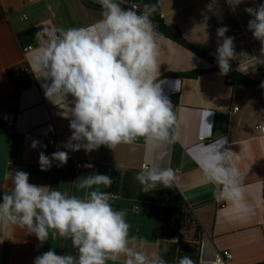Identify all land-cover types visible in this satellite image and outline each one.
Listing matches in <instances>:
<instances>
[{
  "label": "crops",
  "instance_id": "1",
  "mask_svg": "<svg viewBox=\"0 0 264 264\" xmlns=\"http://www.w3.org/2000/svg\"><path fill=\"white\" fill-rule=\"evenodd\" d=\"M133 1L137 0H122V7ZM159 2L165 21L177 25L191 43L214 58L220 39L217 29L226 26L237 54L230 68L264 80L261 43L248 30L252 17L245 12L264 0H243L235 9L227 0H215L212 10L207 7L212 0ZM100 15L98 0H0V113L17 117L16 127L0 128V198L11 191L10 173L14 176L16 171L28 173L31 184L78 196L85 194L76 189L79 178L105 174L113 180L104 189L113 207L126 212L130 247L158 252L167 264H178L186 255L195 264H264V133L256 128L264 124L261 84L231 85L211 62L161 36L158 79L176 117L174 139L153 145L139 138L133 145L113 150L102 145L90 153L63 147L71 136L69 120L44 95L42 73L34 65L36 34L44 26H88ZM29 46L34 49L25 53ZM192 71L200 74L175 76ZM235 107L239 110L234 111ZM200 137L211 142L202 143ZM33 140L40 142L35 149ZM58 150L68 151L67 164L58 166L54 161L49 170L41 171L39 154L50 156ZM225 151L232 152L244 177V202L252 210L248 216L240 215L229 202H216L213 191L219 185L200 166L210 155ZM160 152L166 153L163 160L156 159ZM79 162L92 163L97 169L78 168ZM151 164L175 170L171 188L158 185L154 191H142L135 177ZM176 235H180L178 243L173 241ZM53 248L58 255L76 253L68 239H49L41 245L26 229L0 226V264H33L35 257ZM222 250L231 251L233 258L216 262L214 255ZM123 261L121 257L108 264Z\"/></svg>",
  "mask_w": 264,
  "mask_h": 264
},
{
  "label": "clouds",
  "instance_id": "2",
  "mask_svg": "<svg viewBox=\"0 0 264 264\" xmlns=\"http://www.w3.org/2000/svg\"><path fill=\"white\" fill-rule=\"evenodd\" d=\"M242 2L227 0L233 9ZM98 3L101 15L95 23L67 29L44 26L36 34L34 65L42 73L44 95L60 109L58 114L69 120L71 136L63 147L90 153L102 145L111 150L133 145L139 138L153 145L171 142L176 117L158 79L161 35L152 20L157 4H144L141 11L135 3L122 7V0ZM214 4L212 0L208 9ZM245 12L252 17L247 27L260 41L264 56V3L245 8ZM228 30L226 26L217 29L220 39L215 59L224 75L230 71V60L237 56L234 37L226 36ZM260 87L264 88V83ZM39 145L33 140L31 147ZM68 151L58 150L50 156L41 152L40 170H49L54 161L66 165ZM231 153L210 155L200 166L219 185L213 191L216 202H229L240 215L248 216L252 210L244 202V177ZM165 156L160 152L156 159ZM10 177L11 191L0 198V226L26 229L41 245L49 239H68L76 250L75 255H58L54 248L49 249L35 257L33 264H108L121 257L123 264H167L158 252L130 247L126 212L114 208L104 190L113 183L110 176L93 173L79 178L75 185L77 191L85 190L83 196L31 184L24 171H16L14 176L10 173ZM175 178L174 169L156 164L142 167L135 177L145 193L158 185L171 188ZM178 264L195 262L186 255Z\"/></svg>",
  "mask_w": 264,
  "mask_h": 264
},
{
  "label": "trees",
  "instance_id": "3",
  "mask_svg": "<svg viewBox=\"0 0 264 264\" xmlns=\"http://www.w3.org/2000/svg\"><path fill=\"white\" fill-rule=\"evenodd\" d=\"M140 8L143 10L144 4H157V12L152 17L153 23L156 26V31L163 37L172 39L173 41L177 42L178 44L184 46L185 48L189 49L190 51L194 52L195 54L201 56L202 58L206 59L207 61L211 62L213 64V69L215 71H220L219 66L216 62V59L206 52L199 49L196 45L191 43L182 33L181 29L177 25H170L168 24L164 17L163 12L160 6L159 0H137L136 1ZM200 74L199 71H192L185 74H175V76H186L194 78ZM227 78V81L231 85H235L238 83H244V84H253V85H259L264 82V80H253L246 74L242 73L241 71L237 69L230 68V71L228 74L225 75ZM76 254V253H75Z\"/></svg>",
  "mask_w": 264,
  "mask_h": 264
},
{
  "label": "built area",
  "instance_id": "4",
  "mask_svg": "<svg viewBox=\"0 0 264 264\" xmlns=\"http://www.w3.org/2000/svg\"><path fill=\"white\" fill-rule=\"evenodd\" d=\"M134 3L138 4L136 1H133L131 4H134ZM140 10L142 11L141 8H140ZM33 49H34L33 46H29V47H26L24 49V52L28 53V52L32 51ZM238 110H239V107H235L234 108V111H238ZM16 120H17V117H16L15 114L0 113V128H3V129L14 128V127H16ZM262 125H264V124H261V123L257 124L256 128L261 130L262 133H264V127H262ZM207 141H208V143L211 142V140L206 139V137H200V142L205 143ZM88 164H91L93 167H91V168L85 167V165H88ZM77 167L78 168H87V169H89L91 171L97 169L96 165H94L92 163H87V162H79V163H77ZM179 240H180V235L174 236V238H173L174 242L178 243ZM232 258H233V253L231 251H229V250L218 251L214 255V260L216 262H227V261H230Z\"/></svg>",
  "mask_w": 264,
  "mask_h": 264
}]
</instances>
